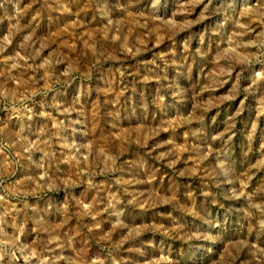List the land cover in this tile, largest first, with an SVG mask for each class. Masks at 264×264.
Returning a JSON list of instances; mask_svg holds the SVG:
<instances>
[{
	"label": "rangeland",
	"instance_id": "rangeland-1",
	"mask_svg": "<svg viewBox=\"0 0 264 264\" xmlns=\"http://www.w3.org/2000/svg\"><path fill=\"white\" fill-rule=\"evenodd\" d=\"M0 264H264V0H0Z\"/></svg>",
	"mask_w": 264,
	"mask_h": 264
}]
</instances>
